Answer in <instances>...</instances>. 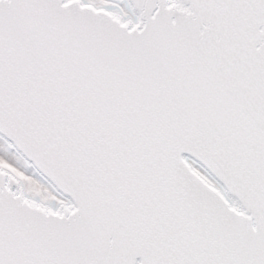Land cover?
I'll return each mask as SVG.
<instances>
[{
  "label": "snow or ice",
  "instance_id": "snow-or-ice-1",
  "mask_svg": "<svg viewBox=\"0 0 264 264\" xmlns=\"http://www.w3.org/2000/svg\"><path fill=\"white\" fill-rule=\"evenodd\" d=\"M0 264H264V0H0Z\"/></svg>",
  "mask_w": 264,
  "mask_h": 264
}]
</instances>
